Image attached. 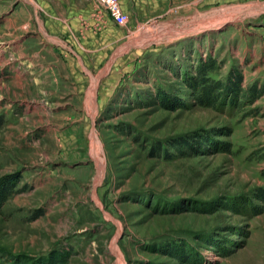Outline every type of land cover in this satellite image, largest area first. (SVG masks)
I'll return each instance as SVG.
<instances>
[{"label": "rangeland", "instance_id": "1", "mask_svg": "<svg viewBox=\"0 0 264 264\" xmlns=\"http://www.w3.org/2000/svg\"><path fill=\"white\" fill-rule=\"evenodd\" d=\"M119 4L123 25L100 0H0V177L20 175L0 264H264V207L238 206L264 185V95L219 109L186 84L209 61L264 86V0ZM194 131L230 151L168 146Z\"/></svg>", "mask_w": 264, "mask_h": 264}, {"label": "trees", "instance_id": "2", "mask_svg": "<svg viewBox=\"0 0 264 264\" xmlns=\"http://www.w3.org/2000/svg\"><path fill=\"white\" fill-rule=\"evenodd\" d=\"M212 68L213 65L209 61H202L196 66L194 73L190 75V78L186 81L190 90V96L195 103L201 106L222 109L227 106L236 107L241 100L243 103H251L261 95H264V86L260 87L255 82L243 87L240 74L235 75V78H211L208 72ZM159 96L161 97L162 104L165 105L168 101L166 93L163 91L160 93L159 91ZM176 100L178 103L175 104L173 102L174 104L169 108L181 106V101H179V99ZM222 132L225 137L229 136V133H225L222 130H218L216 134L222 135ZM199 139H203V137L199 135V131H194L188 135L171 138L168 140L167 144L170 148H176L183 152L184 149L182 145H188L190 147V152L193 154L205 153V151L210 153L230 151V141L221 139L198 141ZM19 178L20 175L18 173L5 174L0 177V211L6 199L13 193L18 192L16 184ZM238 206H241L243 209L242 212L250 216L261 213L264 207V185L254 188L249 197L240 196Z\"/></svg>", "mask_w": 264, "mask_h": 264}, {"label": "built area", "instance_id": "3", "mask_svg": "<svg viewBox=\"0 0 264 264\" xmlns=\"http://www.w3.org/2000/svg\"><path fill=\"white\" fill-rule=\"evenodd\" d=\"M108 15L117 25H123L127 20V15L120 8L119 0H100Z\"/></svg>", "mask_w": 264, "mask_h": 264}, {"label": "bare ground", "instance_id": "4", "mask_svg": "<svg viewBox=\"0 0 264 264\" xmlns=\"http://www.w3.org/2000/svg\"><path fill=\"white\" fill-rule=\"evenodd\" d=\"M24 13V12H23ZM29 14V13H28ZM24 15V14H23ZM14 18L15 19H19L20 18V16L18 15V14H15L14 15ZM96 103L94 102V106H93V111L90 113L91 114V118L93 117V115H94V111L96 110V105H95ZM92 106V105H91ZM92 109V108H91ZM93 119V118H92ZM96 132H95V130L93 129L92 131H91V134H90V140L94 143L95 141H96ZM92 144V143H91ZM93 145H91V152H90V154H91V156L92 157H94V159H95V161H96V167H97V173H96V176H95V185L94 186H96V184L101 180V176H102V168H103V161H102V153L100 152V151H98V152H95V151H93ZM84 172V171H83ZM73 173V172H72ZM74 175V174H73ZM93 186V187H94ZM95 188V187H94ZM94 190V189H93Z\"/></svg>", "mask_w": 264, "mask_h": 264}]
</instances>
